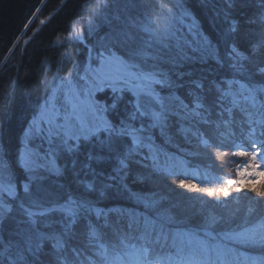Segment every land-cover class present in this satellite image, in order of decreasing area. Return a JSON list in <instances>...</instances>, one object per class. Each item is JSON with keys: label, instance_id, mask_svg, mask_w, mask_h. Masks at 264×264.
<instances>
[{"label": "snow or ice", "instance_id": "obj_1", "mask_svg": "<svg viewBox=\"0 0 264 264\" xmlns=\"http://www.w3.org/2000/svg\"><path fill=\"white\" fill-rule=\"evenodd\" d=\"M120 2L112 0L114 5ZM239 2L256 5L242 22L255 27L242 28L233 16L236 0H203L211 6L213 23L220 24L216 43L186 11L170 15L163 24L150 20L140 26L129 18L99 37L95 57L90 52L96 68L87 66L83 76L75 73L76 82L70 74L45 93L18 154L17 166L25 174L22 196L0 155V264H74L70 255L78 258L81 253L73 242L81 240L91 253L88 264H236L233 249L218 238L250 245L264 256V213L252 228L218 232L214 225L226 218L213 215L210 223L192 231L173 228L180 221L171 215L153 218L105 210L88 198L116 188L146 210L155 208L157 201L132 193L124 181L131 164L168 171L159 164L167 153L154 133L171 143L169 131L175 124L206 149L239 148L249 158L243 170H236L240 179H228L226 186L181 179L180 187L225 206L233 193H251L264 203V0ZM113 18L120 20L119 8ZM209 60L218 67H205ZM222 69L230 75H220ZM105 89L113 94L111 105L94 99ZM125 95L129 98L117 111ZM235 128L240 130L239 144ZM207 167L219 170L220 165L210 161ZM66 172L72 177L67 183L45 184L49 176ZM210 182L201 179V184ZM249 259L255 264V258L244 256Z\"/></svg>", "mask_w": 264, "mask_h": 264}, {"label": "trees", "instance_id": "obj_2", "mask_svg": "<svg viewBox=\"0 0 264 264\" xmlns=\"http://www.w3.org/2000/svg\"><path fill=\"white\" fill-rule=\"evenodd\" d=\"M138 1L140 0H121L119 4L114 5L112 0H0V155L8 162L17 181L21 182L25 175L17 166L20 135L28 117L35 112L48 81L67 73L77 65H82L89 49L97 52L99 37L109 32L110 27H121L129 18L143 26L146 20L144 22L142 20L148 12L146 6L148 3ZM178 1L190 16L195 18L201 30L216 43V33L220 24L219 21L213 23L211 6L205 5L203 0ZM105 4L109 7L105 8ZM217 7L223 5L218 4ZM117 8L120 9V20L113 18ZM255 10L254 3L241 4L236 0L232 14L241 21L242 28L255 27L242 23ZM91 12L93 16L89 19ZM79 26L82 38L66 37ZM60 36H64L63 41H57ZM220 55H224L223 47L220 48ZM207 66L218 67L214 60H209L205 67ZM219 74L230 75L227 69L220 70ZM128 98V95L123 97L117 111ZM109 116L115 122L114 117ZM178 128L179 125L174 124L169 131L171 143H164V138L160 137L158 131L154 133L157 144L167 153V157L161 156L159 164L168 171L157 172L150 166L131 164L130 173L124 181L132 193L157 201L155 208L146 210L143 203L129 199L127 192L118 191L116 188L104 190L103 196L99 191L91 193L88 198L95 200L97 206L105 210L114 209L118 212L123 209L135 211L138 215H150L153 218L157 213L161 217L171 215L180 221L172 225L173 228L196 231L202 222L210 223L212 214L220 213L215 203L205 200L202 193L180 187L179 180L184 179L186 182L212 188L221 187L225 184L224 176L231 162L242 161L245 156H240L239 153L228 156L232 148H220L219 151L215 147L206 149L194 135L179 132ZM201 131H204L203 127ZM234 131L235 139L241 141L239 128H235ZM206 152L210 153V156L205 155ZM210 161L220 165L219 170H210L207 167ZM58 162L60 165L64 164L63 159H59ZM145 163L151 165L152 162ZM217 176L219 179H215ZM204 177L211 182L201 184ZM71 179V174L66 172L52 180L67 183ZM52 183L54 181H50V184ZM186 192L189 198L184 199L182 196ZM19 195L22 196L23 193L20 192ZM240 196L243 202H248L250 193ZM199 198L202 199L198 200ZM176 205L177 210L174 209ZM259 211L264 213V208ZM216 217L219 220L220 217ZM224 217L227 220L231 216ZM214 227L216 231L221 232L242 226L230 221L228 224L220 223ZM218 242L226 244L236 252L239 258L236 264H248L243 257L245 251L254 255L255 264H264V256L250 245L219 238ZM73 246L81 255L78 258L70 255V261L74 264H79V261L88 264L87 257L91 253L84 247V242L74 241Z\"/></svg>", "mask_w": 264, "mask_h": 264}, {"label": "rangeland", "instance_id": "obj_3", "mask_svg": "<svg viewBox=\"0 0 264 264\" xmlns=\"http://www.w3.org/2000/svg\"><path fill=\"white\" fill-rule=\"evenodd\" d=\"M140 1H146L148 3L146 5V6H148L147 7L148 12H146L145 19L142 20L143 22L146 20L145 23L143 24V26L146 25L150 20H156L158 23L163 24L170 17V15L175 14V13L180 12V11H186L185 7L178 0H140ZM140 1H138V2H140ZM178 5L180 6L179 8L177 7ZM169 9L171 10V12H169ZM186 12H188V11H186ZM188 14H189V12H188ZM92 16L93 15L91 12L89 19H91ZM189 16H190V14H189ZM187 22L188 21H186L185 23H187ZM77 33L80 34L79 38L83 37L82 33H81L80 26L78 28L74 29L73 31L69 32L66 35V37L67 38L77 37ZM63 40H64V36H60V38L59 37L57 38V41H63ZM90 52H91V55L93 57H95L96 52H94L93 49H89L88 52L86 53V59L82 65H77V66L73 67L71 70H69L67 73H65L61 76H57V77L48 81L47 86L44 89V94H43L40 102L38 103L35 112L30 117H28L26 124L23 127V130H22L21 135H20L21 145H20L19 151L23 148V146L25 144V131L28 129L33 117L39 113V110H40L39 106L44 101L45 93L46 92L50 93L53 88H55L62 80H64L65 77H68L70 74H72L74 76V82H76V81H78L79 77L75 76L74 75L75 73H79L80 76H83L85 68L87 66L91 65L92 68H96L98 66L97 63L90 60ZM112 95L113 94L111 93L110 90L105 89L104 92L95 93L94 99L96 101L103 103V104L111 105L112 104ZM109 119H110V116H109ZM236 142L238 144L241 143L240 139H237ZM239 152H240L239 148H232V151L230 154H228V156L234 155L233 153H239ZM248 161H249L248 157H243L242 161L239 160V161L231 162V164L229 165L228 169L226 170V174L224 176L225 182L228 179H233V180L240 179L239 177H237L236 170L238 167L241 170H243V165L245 163H247ZM57 163L59 164L58 160H57ZM9 171L12 173L13 178H14V182L17 185L18 194L20 192L23 193V190L21 187V182L17 181L14 172H12L10 168H9ZM53 178H56V176H54V175L49 176L48 179L45 181V184H50V181L57 182L56 180H52ZM24 179H25V175H24ZM24 179H22V181ZM259 179L260 178H256L255 182L259 183ZM223 186H226V183L223 184ZM232 187L234 188V187H236V185H233ZM240 195H242V194L233 193V196H231L230 198L227 199L226 206L222 205V204H218V203L214 202L212 198L205 196V200H207L208 202H212L213 204L215 203L216 209L220 210L219 214L214 213L212 215L219 216V217L230 215L231 217L226 220L225 224L226 223L228 224V222L233 221V222H237L238 224H240V226H242L238 229H237V227H233V229H229V230L240 231L241 228H243V227L252 228L253 226L260 223L261 212L259 210H262V208H264V206H263L264 203H260L259 202L260 198L253 197V195L251 193H250L249 201L243 202L242 201L243 199H241ZM238 196H240V197H238ZM182 197L184 199L189 198L188 192H186ZM200 199H202V198H199L198 200H200ZM197 202L199 203L200 201H197ZM178 204H179V202H178ZM177 206L178 205H176V207L174 209L177 210ZM249 207H251L253 209V212L251 214L248 212ZM245 221H247V223H245ZM221 225H223V224H221ZM233 252L235 255H237L235 251H233ZM245 255L254 258V255L250 252L245 251L243 253V257ZM247 262H248V264H252L251 259H249ZM255 263H256V260H255Z\"/></svg>", "mask_w": 264, "mask_h": 264}]
</instances>
